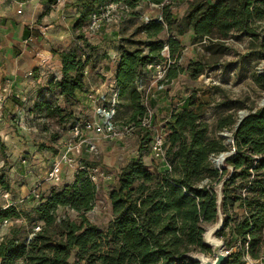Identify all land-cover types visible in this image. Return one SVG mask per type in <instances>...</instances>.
Instances as JSON below:
<instances>
[{"label": "trees", "instance_id": "1", "mask_svg": "<svg viewBox=\"0 0 264 264\" xmlns=\"http://www.w3.org/2000/svg\"><path fill=\"white\" fill-rule=\"evenodd\" d=\"M120 1L133 7L140 0H74L75 26L80 28L101 7ZM143 1L162 5L163 14L161 19L150 18L137 26L136 31L145 32L148 41H123L118 49L114 71L118 102L113 120L117 127L134 126L133 133L138 132L140 141L136 156L120 168L109 191L112 218L101 227L88 216L102 180L96 182L90 175V169L100 160L86 156L72 182L53 185L37 198L29 196L36 200L29 208L18 207L16 201L0 206V222L23 220L13 224L0 241V264H201L194 258V250L204 253L211 249L204 243V223L216 222L220 212L225 216V226L233 222L230 234L235 232L243 244L239 252L229 253L224 264H246V251L253 257L260 256L264 245V106L252 108L239 124L231 144L235 150L218 168L211 158L229 150L230 145L225 137L209 130L203 120L204 102L191 95L188 104L173 111L166 122L168 166L153 171L144 160L151 152L153 134L152 128L141 126L147 107L145 87L141 88L139 82L152 73L148 64L168 60L162 53L165 44L169 46V59L174 61L171 64L177 63L184 48L180 36L190 29L196 41L210 38L213 45L209 49L217 47L223 52L228 47L222 40L232 32L262 38L255 21L264 16V0H191L181 17L173 14L169 0ZM142 45L149 47L147 52ZM57 53L62 66L60 77L52 75L46 86L53 94L61 95L63 104L52 103L42 94L35 106L49 115H59V122H70V128L87 117L72 105L88 92V66L97 67L109 56V49L79 33L75 43ZM169 68L162 81L164 87L157 91L182 70L176 65ZM191 68L195 74L204 72L202 63H193ZM252 76L264 88V73L255 71ZM238 102L222 104L239 108ZM122 106L130 113L120 123ZM235 114L220 118L218 129H233ZM217 184L222 186L220 201ZM0 186L9 187L5 172L0 173ZM237 203L244 213L235 220L230 209ZM60 208L64 209L63 216ZM39 222L40 230L34 231ZM226 245L231 247V241Z\"/></svg>", "mask_w": 264, "mask_h": 264}, {"label": "rangeland", "instance_id": "2", "mask_svg": "<svg viewBox=\"0 0 264 264\" xmlns=\"http://www.w3.org/2000/svg\"><path fill=\"white\" fill-rule=\"evenodd\" d=\"M39 1L48 2L47 6L43 4L44 7L41 10L44 11L43 13L47 10L46 7L51 8V4H54V9H59L60 14L55 13V18L49 22L43 20L40 15L42 12L37 14L35 20V23L42 27L44 33L55 34V36H50L52 39L50 42L48 41L49 45H46L53 54L57 50L65 49L75 43L79 33H85L91 43H101L103 47L109 49V56L105 57L97 67L88 66V77H86L88 92L81 94L79 102L72 105L76 112H80L84 117L90 116L94 111V103L90 100L89 95L94 98L105 96L109 99L113 90L116 89L114 71L119 60L118 49L121 43L128 40H133L137 44L148 41L145 32L136 31L137 26L150 18L161 19L162 5L140 0L131 7L125 2H116L113 18L104 19L97 27H94L90 21L79 28L75 26L74 0ZM190 1L169 0L170 9L176 17H181L190 6ZM101 8L97 12H100ZM63 14L67 16V20ZM255 25L262 38L252 39L249 35L244 36L238 32H232L229 38L222 40L228 47L225 52L217 51V47L209 49L208 46L213 45L210 38L196 41L194 32L191 29L187 31L180 36L184 46L182 57L177 59L176 64H171L174 62L171 58L166 62L168 65L166 71H169V67L173 65L181 67L182 70L169 82L166 80V86L161 91H157V82L154 78L157 70L147 66L148 71H152V73H148L145 80L139 82V85L141 88L144 84L146 87L151 86L148 98L144 94V102L147 100L148 104L153 107L157 126L165 127L171 113L188 104L187 100L193 94L197 101L204 102L203 120L207 122L209 130L218 136H220L219 132H224L226 129L231 130L229 127L223 129L217 127L218 120L224 115L235 112L238 117V112L242 108L250 111L252 108L255 110L264 106V88L252 76L255 71H264V16L257 19ZM41 27L38 28L41 29ZM48 34L44 36L45 40L49 39L46 38ZM137 44L130 46L133 47ZM143 47L147 52L149 47L147 45ZM110 51L112 52L110 53ZM50 59L48 65L52 76L59 69L54 57L52 56ZM197 62L202 63L204 72L192 73L195 70L191 68V65ZM21 63L23 64L22 59ZM15 64L17 63L15 62ZM19 69L22 71H13V73L0 71V173L5 172V177L9 182L8 188L0 186V206H6L10 199V201H16L20 208H29L36 203V200L29 198L32 195L29 193L38 182L44 180L52 160L62 150L72 132L68 127L70 122L66 124L59 122V115H49L46 110H39L35 106V102L41 99L42 94L46 95L47 100L52 103L58 101L63 104L61 95L53 94L47 89L46 85L51 76L46 81L39 80L40 74L36 69L23 70L22 66ZM56 76L60 77V74H56ZM234 100L239 101L238 104L241 107L228 108V105L222 104L225 101L231 103ZM129 113L130 109L126 106L120 107L119 122L126 121ZM118 129L122 130L120 125H118ZM138 135V132L135 131V133L122 138L107 139L102 135L93 134L97 148L89 151L90 157L93 160H100L99 165L102 166L100 168L108 171L110 175L108 178L103 177L102 181L98 183L96 204L88 212L90 219L101 227H106L112 218L109 191L121 166L136 156L138 147L136 144L140 141ZM100 140H102L101 144L98 143ZM101 146H103V150ZM144 160L150 170L165 168L166 161L157 159L151 153L145 155ZM79 161L80 159L76 161L75 166L67 165L71 169L68 172L69 177L60 184L72 182L75 179L80 165ZM228 168L229 172L232 171L231 166ZM60 184L44 181L37 189L40 194L44 195L53 185ZM216 186L219 197H222V186L220 184ZM241 190L243 193L246 192L245 189ZM7 193H10L9 196H6ZM238 204L230 209L231 217L235 220L244 213L243 207ZM59 213L63 216L64 209L60 208ZM224 218V214L220 213L216 222L204 223L206 236L218 238L224 243L225 248H227L226 243L231 241L232 246L227 249H230V252H239L243 247L242 241L235 232L230 234L233 222L231 225L225 226ZM22 221V219L11 218L0 222V241L5 234L9 233L13 224ZM39 224L41 223L39 222L34 227ZM31 236L33 233L30 234ZM245 247L248 250V243L245 244ZM212 249L211 247L204 253L209 257H214ZM201 253L198 248L194 250L195 255ZM262 255H264V245L259 257H253L246 251L243 254V259L246 264H252L254 261L261 260Z\"/></svg>", "mask_w": 264, "mask_h": 264}, {"label": "built area", "instance_id": "3", "mask_svg": "<svg viewBox=\"0 0 264 264\" xmlns=\"http://www.w3.org/2000/svg\"><path fill=\"white\" fill-rule=\"evenodd\" d=\"M116 10L115 2H110L101 8L100 12H94L91 15V21L94 27H97L101 24L104 19L113 18L114 12ZM21 12V10H19ZM167 52V54H166ZM163 55L166 58H169V46L165 45V48L162 51ZM170 59L161 63H150L148 66L150 68H154L155 71L154 78L157 82V88L162 89L164 87V83L162 82L166 77V69L167 64L166 62ZM142 82V81H140ZM116 85V84H115ZM116 87V86H115ZM145 94L148 98V95L151 91V86L146 87L145 84ZM152 93V92H151ZM93 96L89 95L90 100L94 103V111L90 116H87L81 121H77L74 125L70 127L71 137L67 139L65 145L63 146L62 150L58 152V154L53 159L44 180L42 179V183L44 181H50L55 184H60L63 182V168L64 166H75L76 161L79 160V157L82 156L83 151L88 149V151H92L97 148V143L93 139L94 135H102L107 139H118L122 138L125 135H129L133 133L134 126H125L122 130H119L117 125L115 124L113 118L116 113V104H117V97L118 91L117 89L113 90V94L108 97L99 96L98 98L92 99ZM149 102L146 100L145 105L147 107V111L145 114L144 119L141 121V126L152 128L153 138L150 144V153L156 157L157 159L165 160L166 155V147H165V127L164 126H157L155 124L154 119V110L148 104ZM80 163V161H79ZM100 165L93 167L90 169V175L92 179L96 182L103 179V177H109V172L101 169ZM41 182H38L32 191L29 194H32L35 197H39L40 193L38 191V187L42 185ZM10 193H7L6 196H9ZM11 198V197H10ZM15 203L14 201H10L7 205ZM40 226L34 227V231L39 230ZM226 253H230V249L224 248ZM252 264H264V255H262L261 260H257Z\"/></svg>", "mask_w": 264, "mask_h": 264}, {"label": "crops", "instance_id": "4", "mask_svg": "<svg viewBox=\"0 0 264 264\" xmlns=\"http://www.w3.org/2000/svg\"><path fill=\"white\" fill-rule=\"evenodd\" d=\"M43 4L47 6L48 2L39 0H0V71H10L12 73L13 71H22L19 69L21 66L23 70L36 69L40 74L39 80L46 81L52 73L48 65L52 56L54 61H57V68L61 70V60L58 53L53 54L52 50L46 46L49 45L48 41L50 42L52 39L50 36H55V34L44 33L42 27L35 23L37 14L42 12L40 15L43 20L49 22L55 18V13L60 14L59 9H54V4H51V8L46 7L47 10L43 13L44 11H41L44 7ZM18 10H21V12H18ZM63 17L67 20L65 14H63ZM38 27H41V29ZM46 34H48L46 37L49 38L48 40L44 39ZM59 70L55 71L54 74H60L61 71ZM101 141L98 143L101 144ZM101 149H104L103 146H101ZM83 155L84 157L91 156L88 149H86L79 158L80 161L84 158ZM164 166L167 167L168 164L165 163ZM70 170L67 166L63 168V180L69 177L68 172Z\"/></svg>", "mask_w": 264, "mask_h": 264}, {"label": "water", "instance_id": "5", "mask_svg": "<svg viewBox=\"0 0 264 264\" xmlns=\"http://www.w3.org/2000/svg\"><path fill=\"white\" fill-rule=\"evenodd\" d=\"M260 73H264V71H261ZM250 113L249 110L247 109H241L238 112V117L236 119V123L234 125V128L231 130H227L224 132H219V135L222 137L226 138V143L230 145V149L221 152L220 154L213 156L211 158L213 164L218 167L221 168L223 162L226 160V158L234 152L235 147L231 145V143L234 141V132L235 130L238 128L239 124L243 121V119L245 118V116H247ZM221 200V197H219V201ZM221 213V212H220ZM219 213V214H220ZM206 232L204 233V243L207 246L212 247L213 249V254L214 257H209L207 256L205 253H201V254H197V255H193L195 259H197L198 261H200L201 264H224L228 258H229V254L226 253L224 251V243L219 240L218 238H213V237H207L206 236Z\"/></svg>", "mask_w": 264, "mask_h": 264}]
</instances>
